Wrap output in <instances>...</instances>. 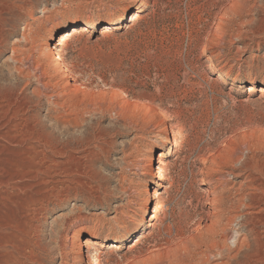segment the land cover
Returning <instances> with one entry per match:
<instances>
[{"label":"rangeland","instance_id":"1","mask_svg":"<svg viewBox=\"0 0 264 264\" xmlns=\"http://www.w3.org/2000/svg\"><path fill=\"white\" fill-rule=\"evenodd\" d=\"M260 87L264 0H0V264H264Z\"/></svg>","mask_w":264,"mask_h":264},{"label":"bare ground","instance_id":"2","mask_svg":"<svg viewBox=\"0 0 264 264\" xmlns=\"http://www.w3.org/2000/svg\"><path fill=\"white\" fill-rule=\"evenodd\" d=\"M135 17L136 16H134V19H135ZM122 19H123V16L122 15L119 16L113 23H111L107 28H105V31L104 32L111 33V31L113 30L114 24H116L119 20H122ZM99 22H100V19L98 17H91V18H88V19H81V20L77 21L76 25L77 24H81L84 27H94ZM77 31H78V28L74 27L70 31H67V32L59 35L58 36V39L55 40L54 44H49L48 47H47V49H46V51H45V56H46L47 60L50 62V64L52 63L55 66L56 70H59L60 73L62 74V76H64V77L66 76V74H65V70H63V67H62L63 62H61L60 57H59V53L57 51H58V48H61L66 42H68L70 40V38L75 33H77ZM239 80H240L239 78H233V81H235V82L236 81H239ZM258 89L261 92V95H263L264 94V87H260ZM248 90H249V92H253V91L256 90V87L253 86V85H251ZM155 113H156V111L153 110L152 115L154 116ZM3 137L4 136H2L1 138H3ZM8 140H10V139H8ZM16 144L21 146L22 143H20V142L17 141ZM16 147H18V146H16ZM24 149H26L27 151H29V153L32 156H34V157H39L41 155L35 149H33L30 144L25 145V148ZM58 153L61 154L60 151ZM157 163H158L159 166H161V164L163 163L162 162V159L159 158L157 160ZM157 168H159L161 170L162 167H157ZM163 179H165L164 173L163 172H160L159 173V180H163ZM262 207H264V206H262ZM243 224H245L246 227L248 228V232L252 236V239L251 240H253V242L252 241L251 242L253 244L250 245V243L248 241L247 242H240L239 241V243H238L239 244V248L245 247V249L247 251L249 250V252H251V256L252 257L255 256L260 261L261 260L264 261V256H262L261 253H260V251L264 250V215H260L258 212H256V213H252L251 212L250 214H248V217L245 218ZM97 244L99 246H104L103 243H97ZM82 245L87 250L86 251L87 252V255L84 256V259H86V261H83L82 260V264H91V258H90V255H89L88 252H89V249L91 248V246L93 245V239L91 237H86L85 240H84V242L82 243ZM249 256H250V254H249Z\"/></svg>","mask_w":264,"mask_h":264}]
</instances>
